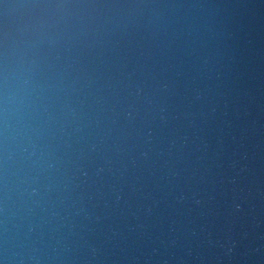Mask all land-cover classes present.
Listing matches in <instances>:
<instances>
[{
	"label": "clouds",
	"instance_id": "1",
	"mask_svg": "<svg viewBox=\"0 0 264 264\" xmlns=\"http://www.w3.org/2000/svg\"><path fill=\"white\" fill-rule=\"evenodd\" d=\"M0 264H264V0H0Z\"/></svg>",
	"mask_w": 264,
	"mask_h": 264
}]
</instances>
